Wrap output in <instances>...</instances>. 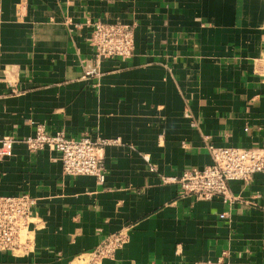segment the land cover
I'll use <instances>...</instances> for the list:
<instances>
[{"label":"crops","instance_id":"1","mask_svg":"<svg viewBox=\"0 0 264 264\" xmlns=\"http://www.w3.org/2000/svg\"><path fill=\"white\" fill-rule=\"evenodd\" d=\"M95 21L135 23L134 49L87 76ZM263 40L264 0H0V138L17 140L0 158V196L35 200L31 250L0 264H89L124 227L127 242L98 264H264L263 174L229 181L230 204L160 180L209 165V144L264 146ZM39 124L117 138L104 181L30 151L21 140Z\"/></svg>","mask_w":264,"mask_h":264},{"label":"built area","instance_id":"2","mask_svg":"<svg viewBox=\"0 0 264 264\" xmlns=\"http://www.w3.org/2000/svg\"><path fill=\"white\" fill-rule=\"evenodd\" d=\"M135 23H92L90 44L93 47L94 67L85 75H99L98 66L104 58H128L134 49ZM255 72L264 84V40L263 52ZM17 140L10 135L0 138V158L10 154ZM30 151L54 150L60 153L62 171L68 175H91L98 181H104L105 168L103 152L106 145L117 143L111 139L88 134L79 138H69L62 130L48 134L43 125L36 126L33 135L21 140ZM211 163L203 169H187L179 176H160L162 183H177L183 192L194 195L197 199H211L218 196L224 203H232L236 198L230 194L228 183L231 180L248 182L253 174L264 176V146L241 148L235 146L207 145ZM146 162L148 155L143 156ZM149 165V170L154 168ZM34 198L22 193L14 196H0V252L24 255L32 247L30 224ZM225 213L219 214L224 218ZM128 240V228L109 234L96 246L88 258L89 264H98L103 258L112 257ZM192 264H228L221 258L216 261L199 260Z\"/></svg>","mask_w":264,"mask_h":264}]
</instances>
